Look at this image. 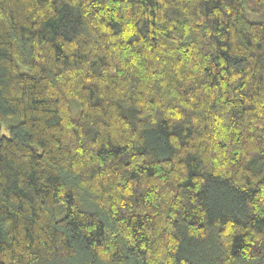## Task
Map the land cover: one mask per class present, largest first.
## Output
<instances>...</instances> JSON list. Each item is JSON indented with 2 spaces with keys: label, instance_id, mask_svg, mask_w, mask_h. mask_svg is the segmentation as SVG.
<instances>
[{
  "label": "trees",
  "instance_id": "1",
  "mask_svg": "<svg viewBox=\"0 0 264 264\" xmlns=\"http://www.w3.org/2000/svg\"><path fill=\"white\" fill-rule=\"evenodd\" d=\"M0 264H264V0H0Z\"/></svg>",
  "mask_w": 264,
  "mask_h": 264
}]
</instances>
